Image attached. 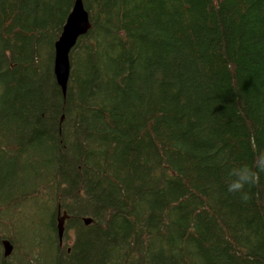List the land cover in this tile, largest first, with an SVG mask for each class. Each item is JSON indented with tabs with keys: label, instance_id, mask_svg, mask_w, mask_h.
Masks as SVG:
<instances>
[{
	"label": "trees",
	"instance_id": "1",
	"mask_svg": "<svg viewBox=\"0 0 264 264\" xmlns=\"http://www.w3.org/2000/svg\"><path fill=\"white\" fill-rule=\"evenodd\" d=\"M74 1L0 0V153L60 159L68 142L78 146L75 161L59 171L60 195L91 190L104 216L87 226L64 212V229L97 231L109 246L112 217L121 213L131 226L128 261L150 262L143 249L151 244L138 249L139 235L133 245L130 215L140 201L169 225L182 250L193 245V256L178 247L170 253L180 256L176 264H264L238 238L249 232L264 248V182L247 202L227 192L230 169L264 153V0H82L90 28L69 52L63 94L54 43ZM134 130L161 150L158 170L126 138L110 142ZM15 165L0 162V192ZM191 201L211 225L173 223Z\"/></svg>",
	"mask_w": 264,
	"mask_h": 264
},
{
	"label": "rangeland",
	"instance_id": "2",
	"mask_svg": "<svg viewBox=\"0 0 264 264\" xmlns=\"http://www.w3.org/2000/svg\"><path fill=\"white\" fill-rule=\"evenodd\" d=\"M192 127V124H188L186 130ZM138 134L139 132L135 130L129 134L122 133V136L118 134L119 137L112 136L110 142L119 145L121 143L119 139L126 138L128 143L136 145L145 155L151 157L157 164L155 169L158 170L159 163L164 160L161 150H157L156 147L149 149L150 141L149 145L146 142L143 144L140 135L136 138ZM8 152L10 154L14 151L8 150ZM78 155V146L70 142L67 144L65 156L60 159L50 153L41 156L30 152L11 157L0 153V157L2 156L0 160L3 163L16 161L0 192V264H139L135 259L131 261L125 259L128 255L131 258L134 255L133 247L128 241L131 226L121 213L112 217L110 230L114 235L111 238L115 240L109 246L99 243L98 240H102V235L97 231L88 230L89 228H83L79 232L67 228L60 234L58 229L52 228L51 221L54 219V223L57 224L65 216L64 212L90 219V222L85 224L87 226L95 224L94 219L100 222L101 217L104 216V213L97 209L96 197L91 190L77 189L64 192V198L60 195V190L64 191V189L60 183L59 171L68 168ZM167 158L170 156L167 155ZM3 166L7 165L3 164ZM82 168L86 176V166ZM64 171L68 172L69 169ZM134 172L135 175L139 174L138 171ZM70 173L72 170L69 171ZM157 180L158 177L154 176L147 182L153 184ZM261 180L264 182V173H261ZM162 191L169 192L168 185H165ZM147 194L153 198L152 190H147ZM159 197L161 198L160 194ZM198 206L199 203L191 201L190 205H186L177 217H174L173 223H180L181 226L191 224L190 227L195 228L211 225V220L204 213L200 210L196 211L195 208ZM118 207L125 210L121 203ZM57 208L59 213L55 214ZM147 210L151 212L150 205L138 201L133 215H130L131 218L135 217L133 223L136 228L134 233L136 240L133 245L138 244L140 235L143 239L138 249L145 247L146 242L151 244L150 250L145 251L148 247L143 249L144 252L151 253L149 264H176L180 256L174 257L170 253L176 255L178 248L182 250L180 240L173 232L171 233L169 225L166 228L155 213L149 215ZM191 218L192 220H189ZM195 218H198L196 223L193 221ZM162 232L167 234L164 235L165 240L161 244ZM146 233L149 234L148 241L145 239ZM260 233V236L264 235V231ZM89 236L91 238L88 240ZM238 238L251 252L264 257L263 246L261 247L249 232L238 234ZM4 240H8L11 247L7 255L4 254L5 248L2 243ZM86 240L94 243L87 247ZM96 240L98 242H95ZM157 247L160 251H156ZM183 251L187 253V257L195 253L190 243L184 244L182 253ZM248 264H260V262L249 260Z\"/></svg>",
	"mask_w": 264,
	"mask_h": 264
},
{
	"label": "water",
	"instance_id": "3",
	"mask_svg": "<svg viewBox=\"0 0 264 264\" xmlns=\"http://www.w3.org/2000/svg\"><path fill=\"white\" fill-rule=\"evenodd\" d=\"M89 28V15L84 9L82 0H75L70 13L66 17L62 31L54 43L53 73L63 94H65L69 76V52L78 37L85 34ZM64 219L65 216L58 221L59 234L64 229ZM83 221L88 224L90 219L83 218ZM3 243L5 244L4 254L7 255L11 248L10 243L8 240H4Z\"/></svg>",
	"mask_w": 264,
	"mask_h": 264
},
{
	"label": "clouds",
	"instance_id": "4",
	"mask_svg": "<svg viewBox=\"0 0 264 264\" xmlns=\"http://www.w3.org/2000/svg\"><path fill=\"white\" fill-rule=\"evenodd\" d=\"M264 173V153L259 154L252 164L233 167L228 172L227 192L244 202L250 200V190L261 181Z\"/></svg>",
	"mask_w": 264,
	"mask_h": 264
},
{
	"label": "flooded vegetation",
	"instance_id": "5",
	"mask_svg": "<svg viewBox=\"0 0 264 264\" xmlns=\"http://www.w3.org/2000/svg\"><path fill=\"white\" fill-rule=\"evenodd\" d=\"M2 243H3V241H2ZM3 246H4V248H5V244L3 243Z\"/></svg>",
	"mask_w": 264,
	"mask_h": 264
},
{
	"label": "bare ground",
	"instance_id": "6",
	"mask_svg": "<svg viewBox=\"0 0 264 264\" xmlns=\"http://www.w3.org/2000/svg\"><path fill=\"white\" fill-rule=\"evenodd\" d=\"M46 111V110H45Z\"/></svg>",
	"mask_w": 264,
	"mask_h": 264
}]
</instances>
